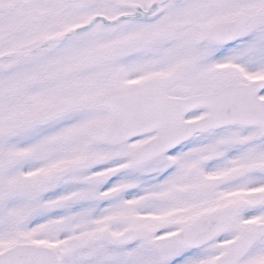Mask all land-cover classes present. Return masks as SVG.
I'll return each instance as SVG.
<instances>
[{"label": "snow or ice", "instance_id": "snow-or-ice-1", "mask_svg": "<svg viewBox=\"0 0 264 264\" xmlns=\"http://www.w3.org/2000/svg\"><path fill=\"white\" fill-rule=\"evenodd\" d=\"M0 264H264V0H0Z\"/></svg>", "mask_w": 264, "mask_h": 264}]
</instances>
